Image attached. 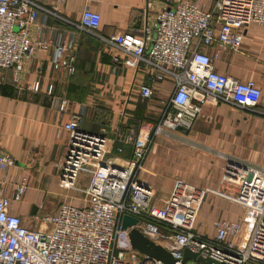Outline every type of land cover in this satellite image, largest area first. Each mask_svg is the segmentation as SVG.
Wrapping results in <instances>:
<instances>
[{"label":"built area","instance_id":"2783aa9c","mask_svg":"<svg viewBox=\"0 0 264 264\" xmlns=\"http://www.w3.org/2000/svg\"><path fill=\"white\" fill-rule=\"evenodd\" d=\"M62 1V0H61ZM90 2L91 0H85ZM146 12L159 7L157 20L147 24L141 36L121 34L102 39L117 55L113 63L143 69L156 83L172 82L173 91L163 105L157 123L138 132L117 133V141L132 146L130 159L122 160L123 148L115 149L107 130L92 134L82 130V118L64 126L69 134L68 152L60 166L59 183L71 192L57 214L37 219L48 228L31 230L12 213L22 200L27 184L15 187L13 198L4 196L5 178L0 179V264H163L134 249L129 237L137 229L162 246L176 264H208L194 259L185 262L186 250L210 264H264V168L228 159L226 196L243 211L239 221H215L214 235L193 231L190 224L154 209L155 192L146 180V163L156 138L170 139L191 131L209 104L226 103L254 110L261 90L254 81L241 82L215 69L228 52H241L243 28L251 24L264 30V0H212L208 10L203 0H146ZM33 0H0V73L11 70L19 85L27 66L50 44L36 35L38 12ZM99 13L84 9L80 28L95 34ZM72 43L56 46L52 66L76 73L74 57L67 56ZM69 57V58H68ZM39 82L29 87L37 92ZM140 96L151 99L153 87L139 85ZM66 102L61 105L64 110ZM11 158L0 152V173ZM88 172L87 186L80 177ZM130 216L137 225L123 229Z\"/></svg>","mask_w":264,"mask_h":264},{"label":"crops","instance_id":"0c3cea01","mask_svg":"<svg viewBox=\"0 0 264 264\" xmlns=\"http://www.w3.org/2000/svg\"><path fill=\"white\" fill-rule=\"evenodd\" d=\"M33 1L43 8L38 12L36 35L50 48L36 55L19 85L11 70L0 73V152L12 160L0 179L6 180L4 196L9 199L16 185L26 182L24 196L32 192V204H26L23 196L11 211L36 231L48 228L37 220L42 217V204H34L45 182L57 186L61 198L48 215L57 214L66 202L82 204L70 201L73 194L59 183L69 143L64 126L80 117L85 132L107 130L113 145L109 157L117 156L115 149L122 147L120 158L130 159L132 146L117 141V133L138 132L143 124L150 128L157 123L174 85L156 83L143 69L114 64L118 53L102 40L121 34L141 36L144 27L157 20L158 6L146 12V0ZM203 3L212 9V0ZM86 7L101 16L95 34L79 27ZM242 31L241 52L226 53L215 69L241 82L254 81L261 90L259 105L246 110L226 103L207 104L191 131L156 138L146 163L145 177L155 192L154 209L190 224L202 235L215 234V221L235 222L243 216L236 201L223 192L228 159L264 168V30L251 24ZM63 43L73 44L67 56L75 59L74 75L52 66L56 46ZM36 82L40 88L34 92L29 87ZM143 83L153 87L151 99L140 96L138 87ZM63 102L66 106L61 110ZM88 180L86 172L80 185L87 186Z\"/></svg>","mask_w":264,"mask_h":264},{"label":"water","instance_id":"95a60500","mask_svg":"<svg viewBox=\"0 0 264 264\" xmlns=\"http://www.w3.org/2000/svg\"><path fill=\"white\" fill-rule=\"evenodd\" d=\"M138 220L136 218L125 216L123 219V229L127 230L130 227L137 225ZM132 246L134 249L138 250L140 253L161 261L163 264H176L177 260L162 246L155 244L154 242L147 239L143 234H141L137 229L131 230L129 234ZM194 259L200 263H212L211 259L204 260L199 255L186 250L184 253L183 262Z\"/></svg>","mask_w":264,"mask_h":264},{"label":"rangeland","instance_id":"374dc122","mask_svg":"<svg viewBox=\"0 0 264 264\" xmlns=\"http://www.w3.org/2000/svg\"><path fill=\"white\" fill-rule=\"evenodd\" d=\"M40 195L39 197H36L35 205H41V214L40 218H43L45 215H48L49 213H52V211L55 209L56 205H58L59 201H61L60 196L57 194L60 192V189L56 186H50L49 183L45 182L44 185H42L40 188ZM32 192H29L25 198L26 204H32L33 196ZM23 198V199H24ZM33 204V205H34ZM36 226H38L39 222L34 221Z\"/></svg>","mask_w":264,"mask_h":264}]
</instances>
